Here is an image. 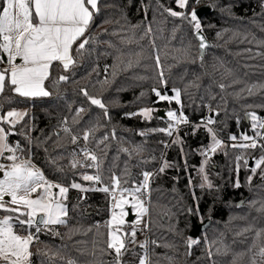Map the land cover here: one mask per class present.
Wrapping results in <instances>:
<instances>
[{
	"label": "trees",
	"instance_id": "trees-1",
	"mask_svg": "<svg viewBox=\"0 0 264 264\" xmlns=\"http://www.w3.org/2000/svg\"><path fill=\"white\" fill-rule=\"evenodd\" d=\"M201 5L212 7L201 19L203 32L211 44L203 52L202 60L192 27L164 11L166 7L180 11L174 0H100L101 11L91 27L94 40L88 50L83 55L73 53L77 64L68 72L53 65L52 77L68 75L67 82L52 87L46 81V87L53 93L50 97H19L7 87L0 96V107L5 112L24 108L29 113L17 125L18 134L10 136L9 143L19 142L23 156L34 161L49 180L64 186L72 182L103 186L83 181L80 174L86 169L70 167L73 153H78L85 142L82 139L77 144L71 142V136L63 132L65 119L74 134L96 129L88 146L103 160L104 185L111 183L109 177L113 173L122 175L125 166L129 183L124 186H132L133 181L139 183L143 179L141 173L156 170L163 151L167 152L170 167L163 173L156 170L151 185L148 240L151 264H232L233 260L236 264H251L258 246L264 245V178L258 171L249 183L253 165L249 160L247 166L241 160L239 171L236 169V157L248 156L254 161L264 152L259 147L232 148L229 140L230 135H254L251 122L245 118L247 112L264 117V87H260L264 85V43H261L264 0H200L192 6ZM106 20L109 22L105 23ZM149 26L151 32H147ZM161 70L167 80L166 88L160 84ZM220 84L225 87L221 89ZM153 87L169 95H173V88L181 90L183 114L195 121L181 127L172 138V141L179 138L182 144L165 146L168 136L150 131L169 122L163 111L169 105L157 102ZM81 88L102 98L108 109L107 117L104 110L91 105L81 94ZM172 106L178 111L181 107L177 103ZM209 106V116L217 121L212 127L226 147L213 154L207 164L213 187L202 188L199 167L204 156L200 152L211 138L202 126L193 134V126L200 125ZM81 107L84 112L76 118L79 122L74 123ZM144 107L160 109L150 121L139 115H126ZM141 131L148 134L141 136ZM105 135L109 138L102 153L96 143ZM259 143L264 144V140ZM125 148L128 152L122 151ZM86 171L95 173L94 169ZM237 179L239 188L235 187ZM65 203L67 224L36 233L38 240L31 245L30 264H67L68 260L77 264L101 261L114 264V253L101 252L106 248L107 228H97L95 224L109 215L108 195L69 188ZM188 209H192L191 213ZM192 217L208 218L211 224L194 239L198 243L189 248L188 240L193 239ZM16 230L25 233L19 225ZM143 252L139 245H129L122 257L123 264H139Z\"/></svg>",
	"mask_w": 264,
	"mask_h": 264
},
{
	"label": "snow or ice",
	"instance_id": "snow-or-ice-1",
	"mask_svg": "<svg viewBox=\"0 0 264 264\" xmlns=\"http://www.w3.org/2000/svg\"><path fill=\"white\" fill-rule=\"evenodd\" d=\"M174 2L180 11L172 7H166L164 11L172 17L186 21L192 27L193 33L199 41L200 59L202 60L203 50L209 47V44L203 35V26L197 9L192 6L199 4L200 0H174ZM100 11V0H0V96L5 93L6 87L15 95L24 98L52 96L53 93L46 87V81H49L52 87H56L61 82L69 80V76L64 74L52 77L53 65H57L63 72H68L77 64L73 53L83 55L88 50L94 40L91 27ZM104 22L108 23L109 21ZM147 32H151L150 26L147 28ZM244 39L247 37L245 36ZM156 63L157 65L160 63L158 55ZM129 66H131V62H129ZM159 76L161 86L166 88L167 80L164 79L162 70L159 72ZM50 77H52L51 80ZM219 87L223 89L225 85L220 84ZM254 87L257 86L253 85ZM260 87H264V85ZM171 91L174 95L170 96L166 92L162 94L156 87L152 88V92L158 98L157 102L167 101L171 104L174 101L181 107L179 112L171 109L166 112L169 121L166 128L151 129V132H163L172 136L173 131L177 130L181 124L188 123V117L183 114L181 90L173 88ZM80 92L91 105L98 106L104 110L105 116H108V109L102 98L91 95L85 88H81ZM248 92L251 95L252 89H248ZM209 109L211 111V106ZM153 111V108L144 107L138 112L126 115L129 117L139 115L144 120L150 121ZM83 112L84 108L82 107L76 112V116L73 118L74 123L79 122L76 118ZM216 115L219 113L217 112ZM28 116L27 110L11 108L5 112L0 107V161H8V163L0 162V212L7 213V215L0 216V264H30V258L33 255L30 250L31 245L38 240V236L30 231L33 226H35L36 233H39L44 229L53 231V226L67 224L68 208L65 201L69 188L79 190L81 193L101 191L109 194L110 218L105 222L107 228L106 248L101 249V252L114 253V264H123L122 257L129 250V245L137 243V232L146 231L149 226L144 218L149 214L150 179L153 173L143 171L141 173L142 181L139 183L133 181L132 186H124L129 183L127 179L129 172L125 166L122 175L113 173L109 177L111 183L104 185L101 176L103 160L95 150L88 146V141L93 137L96 129L88 128L81 135L74 134L72 129L67 126L65 119L63 132L71 136V142L77 144L81 139L85 142L78 153H73L70 167L72 169L78 167L94 169V174L81 173V179L91 182L92 185L103 186L86 187L76 182L64 186L49 180L44 172L32 163L30 158L22 155L24 149L21 148L19 142L9 143V137L18 134L15 131L17 125L21 124ZM245 118L251 122L254 135L241 134L239 137L241 142L233 143L231 147L241 149L259 147L264 152V144L259 143L260 140H264V117L253 111L247 112ZM237 122L239 123V121ZM216 123L215 118L210 115L202 120L200 125L193 126V134L198 127L202 126L211 138V143L200 152L205 159L199 169L209 188L213 185L208 181L204 166L208 164L210 157L218 149L225 147L224 142L217 137L216 131L211 127ZM19 134L23 135L24 133ZM147 134L144 131L139 132L141 136ZM112 135L115 136L114 130ZM108 138L105 135L96 143V148L100 149L102 153L107 148L105 142ZM237 139L236 135L229 136V140L233 142ZM173 143L182 144V141L178 138ZM100 145H105V148H100ZM122 151L128 152V149L125 148ZM18 153L21 154L18 155ZM241 160L245 166L248 165V160L243 156L236 157L237 172ZM254 160L255 166L250 168V171L255 174L257 170H260L261 177L264 178V155L254 158ZM168 167H170L169 163L166 160L163 161L159 172L163 173ZM252 178V176L248 177L249 183ZM204 186L203 183L200 185L202 188ZM240 186L237 179L235 187L239 188ZM188 211L191 213L192 209H188ZM130 212L135 216L131 222L126 219ZM17 225L25 231L24 235L17 232ZM141 225L143 227H140ZM96 227L98 228L99 225ZM56 234L59 235V233ZM259 235L260 233H257L258 237ZM197 243V240L191 238L188 240L189 248ZM139 246L144 249L139 264H151L148 241H143ZM165 246L167 247V245ZM217 252H220L219 248ZM209 255L211 256L212 253L209 252ZM67 264H77V262L68 260ZM100 264H103V261ZM232 264H236L235 260ZM251 264H264V246H261L253 256Z\"/></svg>",
	"mask_w": 264,
	"mask_h": 264
},
{
	"label": "rangeland",
	"instance_id": "rangeland-1",
	"mask_svg": "<svg viewBox=\"0 0 264 264\" xmlns=\"http://www.w3.org/2000/svg\"><path fill=\"white\" fill-rule=\"evenodd\" d=\"M202 6V5H201ZM199 7V6H198ZM163 94V93H162ZM169 95V94H168ZM173 95H174V93H173ZM171 96V95H170ZM165 102H167V101H165ZM168 103V102H167ZM173 103H175L174 101L171 103V104H169L168 103V107L165 109V110H163L164 111V113L166 114V112L169 110V109H171V110H176V109H174V107L172 106L173 105ZM150 108H153L154 109V111H153V113H152V118L154 117V116H156V114H157V112L159 111V107H150ZM16 109H18V110H25V109H21V108H16ZM166 124V123H165ZM163 126V125H162ZM161 126V127H162ZM160 127V128H161ZM212 127V126H211ZM249 136H252V135H249ZM217 137H218V135H217ZM219 139H221L222 141H223V139L222 138H220V137H218ZM167 140H168V137H167ZM173 139H171L170 141H165L164 143H165V146H171V144L173 143V141H172ZM231 141V140H230ZM224 142V145H225V147H226V142L225 141H223ZM241 141L239 140V137H238V139H237V141H235V142H233V141H231V144H233V143H240ZM210 143H211V141H210ZM224 147V148H225ZM224 148H222V149H218L217 150V152H219V151H222ZM166 151H163V154L161 155V157H160V161H159V166L156 168V170H159V168L162 166V162L163 161H165L166 160ZM7 155V154H6ZM212 157V156H211ZM204 159H205V157H204ZM245 159H247V160H249L253 165L251 166V168L252 167H254L255 166V160L253 161V159L252 158H249L248 156H246V158ZM5 162V161H4ZM6 163H8V161H6ZM203 164V163H202ZM202 164H201V166H202ZM200 166V167H201ZM200 167H199V169H200ZM205 167V172H206V174H207V165H205L204 166ZM83 169H85V168H83ZM90 169V168H89ZM87 170V169H86ZM85 170V172H87ZM258 171H260V170H257V172ZM256 172V173H257ZM88 174H94V173H89V172H87ZM199 173H200V171H199ZM255 173V174H256ZM156 174V173H155ZM201 174V178H202V183L203 184H205L206 186H207V182H205L204 181V179H203V174L202 173H200ZM255 174H253V173H251V174H249V176H252L253 178H254V176H255ZM208 176V175H207ZM252 178V179H253ZM208 181H209V179H208ZM210 182V181H209ZM76 183H80V184H82L83 186H86V187H90L89 185H87L86 183H84V182H76ZM79 191V190H78ZM7 199V198H6ZM240 204H242L241 202L239 203V205ZM150 208V207H149ZM4 215H7V214H1L0 213V216H4ZM128 218V217H127ZM126 218V219H127ZM147 218H148V222H149V214H148V216L147 217H145L144 219H145V221L147 220ZM135 219V218H134ZM199 221L200 222H203L204 221V218L203 217H200L199 218ZM42 227V226H41ZM140 227H143V225H141ZM32 229H35V226H33V228ZM30 231H32L31 229H30ZM19 234H21V235H24L25 233H21V232H19V231H17ZM33 232V234L34 235H36V231H32ZM150 237V233L148 234V233H145L144 231L143 232H141V231H138L137 232V237H136V240H137V243L136 244H131L130 246L132 247V246H135V245H140V243H142L143 241H145V240H147L148 241V238ZM261 246H264V245H259L258 246V250H259V248L261 247Z\"/></svg>",
	"mask_w": 264,
	"mask_h": 264
},
{
	"label": "water",
	"instance_id": "water-1",
	"mask_svg": "<svg viewBox=\"0 0 264 264\" xmlns=\"http://www.w3.org/2000/svg\"><path fill=\"white\" fill-rule=\"evenodd\" d=\"M197 9V12H198V15L199 17L202 19V17L204 15H206L207 13H209L211 10H212V7L210 5H202V6H199L196 8ZM203 35L205 36L206 38V41L207 43L209 44V46L211 45L210 44V41L208 40V38L206 37L205 33L203 32ZM198 40V39H197ZM199 42V41H198ZM208 48V47H207ZM201 50V49H200ZM206 50V48L203 50V52ZM163 113L161 112V115ZM89 213L91 211H88ZM135 218L134 214H132L130 212L127 220L128 221H133ZM211 224V220L206 218L203 222H200L198 219H196L195 217H192V229H191V232H190V236L193 238V239H197L200 234L207 230V228L210 226Z\"/></svg>",
	"mask_w": 264,
	"mask_h": 264
},
{
	"label": "built area",
	"instance_id": "built-area-1",
	"mask_svg": "<svg viewBox=\"0 0 264 264\" xmlns=\"http://www.w3.org/2000/svg\"><path fill=\"white\" fill-rule=\"evenodd\" d=\"M178 111V110H177ZM179 112V111H178ZM210 112V109H209V107L207 108V114L203 117V118H201L200 119V122L202 121V120H204V119H206L208 116H209V113ZM193 122H195V121H193V120H190V119H188V123L187 124H189V123H193ZM168 124H169V122L168 123H166V124H164L161 128H166L167 126H168ZM187 124H181L179 127H178V129L177 130H174L173 131V135L172 136H168L166 133V135L168 136V141H170L177 133H178V131L180 130V128L181 127H183L184 125H187ZM167 142V141H166ZM0 162H4V161H0ZM150 172H152L153 173V176L155 175V173H156V170H152V171H150ZM153 176L151 177V179H150V190H151V185H152V178H153ZM99 187H101V186H99ZM107 195H108V197H109V194L108 193H106ZM109 202H110V198H109ZM150 203H151V195H150V201L148 202V206L150 207ZM110 218V210H109V215H108V217L105 219V220H103V221H96L95 222V224H96V226L97 225H99V227L100 226H105V222L108 220ZM147 222H148V218H147V220H146ZM148 225H149V222H148ZM145 233H148L149 234V226H148V229L146 230V231H144ZM148 240H149V238H148Z\"/></svg>",
	"mask_w": 264,
	"mask_h": 264
},
{
	"label": "crops",
	"instance_id": "crops-1",
	"mask_svg": "<svg viewBox=\"0 0 264 264\" xmlns=\"http://www.w3.org/2000/svg\"><path fill=\"white\" fill-rule=\"evenodd\" d=\"M55 65V64H54ZM21 109H24V108H21ZM26 110V109H25ZM32 161V160H31ZM6 163V161L4 162ZM33 164H35L38 168H40L34 161H32ZM41 169V168H40Z\"/></svg>",
	"mask_w": 264,
	"mask_h": 264
}]
</instances>
